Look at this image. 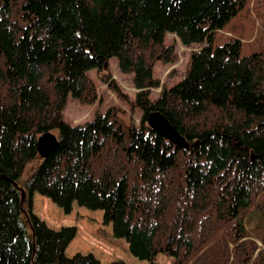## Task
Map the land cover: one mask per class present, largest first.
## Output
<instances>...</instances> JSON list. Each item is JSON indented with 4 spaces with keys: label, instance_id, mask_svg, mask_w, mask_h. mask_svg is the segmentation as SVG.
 I'll use <instances>...</instances> for the list:
<instances>
[{
    "label": "trees",
    "instance_id": "1",
    "mask_svg": "<svg viewBox=\"0 0 264 264\" xmlns=\"http://www.w3.org/2000/svg\"><path fill=\"white\" fill-rule=\"evenodd\" d=\"M239 8L240 0H0V264H101L65 255L76 229L42 221L35 193L66 214L74 204L102 211L113 237L148 264L159 255L264 264V51L241 56L237 40L214 46ZM169 35L199 48L182 81L151 99L155 64L177 61ZM111 58L132 76L139 123L118 107L64 122L68 96L99 99L90 70L116 86L105 73ZM152 113L187 151L148 127ZM49 132L58 144L41 159L37 140Z\"/></svg>",
    "mask_w": 264,
    "mask_h": 264
},
{
    "label": "rangeland",
    "instance_id": "2",
    "mask_svg": "<svg viewBox=\"0 0 264 264\" xmlns=\"http://www.w3.org/2000/svg\"><path fill=\"white\" fill-rule=\"evenodd\" d=\"M240 4L241 8L237 14L223 28L214 32V46H222L231 40H237L241 44V56L261 53L264 51V0H240ZM167 42L175 45L177 61L170 65L162 62L155 64L153 77L160 80V87L151 90V99L157 98L162 88L169 89L182 81L190 67V53L199 48L198 45L183 46L174 35L167 36ZM105 73L111 75V81L116 86L111 88L102 83L97 77L96 70H90L88 75L98 88L99 99L93 105H82L68 96L63 111L64 122L69 125H81L93 121L97 114H104L110 107H118L123 110L119 115L127 123H139L140 111L131 108L135 100L132 76L119 71L115 58L108 61ZM32 211L50 228L76 229L74 239L65 250L67 257L77 253L92 254L101 264H110L118 260L124 264H148L134 258L124 240L113 237L111 225H105L103 222L102 211H91L74 204L71 212L66 214L50 200L36 193L33 195ZM157 263L173 264V260L159 255Z\"/></svg>",
    "mask_w": 264,
    "mask_h": 264
},
{
    "label": "water",
    "instance_id": "3",
    "mask_svg": "<svg viewBox=\"0 0 264 264\" xmlns=\"http://www.w3.org/2000/svg\"><path fill=\"white\" fill-rule=\"evenodd\" d=\"M148 127L160 134L165 140L170 142L179 150L187 151L189 144L179 135L176 130L169 124V122L159 113H152L147 117ZM57 137L52 133H45L41 135L36 144L37 154L41 159H46L57 147ZM15 186V184H14ZM24 192H21L23 198Z\"/></svg>",
    "mask_w": 264,
    "mask_h": 264
}]
</instances>
